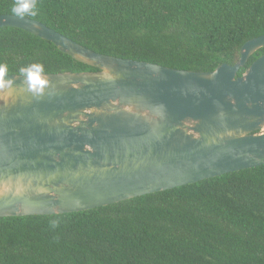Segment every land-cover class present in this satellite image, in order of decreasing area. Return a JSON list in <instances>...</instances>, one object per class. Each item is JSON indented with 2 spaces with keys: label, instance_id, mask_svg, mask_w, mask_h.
I'll use <instances>...</instances> for the list:
<instances>
[{
  "label": "water",
  "instance_id": "1",
  "mask_svg": "<svg viewBox=\"0 0 264 264\" xmlns=\"http://www.w3.org/2000/svg\"><path fill=\"white\" fill-rule=\"evenodd\" d=\"M96 71L23 74L0 91V217L52 215L264 165V35L235 64L170 68L90 49L43 22L0 14ZM1 264V263H0Z\"/></svg>",
  "mask_w": 264,
  "mask_h": 264
},
{
  "label": "trees",
  "instance_id": "2",
  "mask_svg": "<svg viewBox=\"0 0 264 264\" xmlns=\"http://www.w3.org/2000/svg\"><path fill=\"white\" fill-rule=\"evenodd\" d=\"M14 3L0 0V14H14ZM37 8L27 17L94 51L198 72L235 64L264 35V0H37ZM33 63L44 74L98 70L27 30L1 28L7 74ZM0 263L264 264V165L83 211L0 217Z\"/></svg>",
  "mask_w": 264,
  "mask_h": 264
},
{
  "label": "clouds",
  "instance_id": "3",
  "mask_svg": "<svg viewBox=\"0 0 264 264\" xmlns=\"http://www.w3.org/2000/svg\"><path fill=\"white\" fill-rule=\"evenodd\" d=\"M11 11L19 17H34L38 14L37 0H15ZM7 72L8 66L6 64H0V91L10 88L14 83L10 78H7ZM20 72L25 76L29 91H32L36 95H42L43 90L49 83L46 76L43 75V64H30L27 67L20 68ZM53 225H55V221H53Z\"/></svg>",
  "mask_w": 264,
  "mask_h": 264
}]
</instances>
